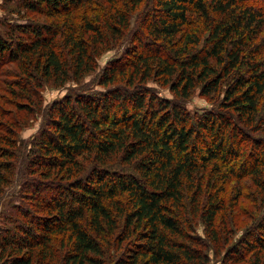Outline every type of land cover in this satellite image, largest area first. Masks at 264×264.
Returning <instances> with one entry per match:
<instances>
[{"label":"trees","instance_id":"1","mask_svg":"<svg viewBox=\"0 0 264 264\" xmlns=\"http://www.w3.org/2000/svg\"><path fill=\"white\" fill-rule=\"evenodd\" d=\"M0 7L49 17L0 20V77L11 63L36 82L32 69L46 80L79 81L101 49L127 41L122 63L99 74L105 88L55 100L49 130L25 154L19 111L0 107V199L21 181L0 211V264H108L111 248L124 242L133 249L120 264H206V242L191 221L199 217L211 240L221 239L241 208L242 180L252 184L259 232L245 237V251L256 257L251 264H264V0H3ZM196 88L212 108L186 107ZM2 90L10 98L0 99L14 105L34 95L17 80Z\"/></svg>","mask_w":264,"mask_h":264},{"label":"rangeland","instance_id":"2","mask_svg":"<svg viewBox=\"0 0 264 264\" xmlns=\"http://www.w3.org/2000/svg\"><path fill=\"white\" fill-rule=\"evenodd\" d=\"M2 2L3 0H0L1 4ZM137 13L138 11L136 10L134 14L136 15ZM0 16H2L0 20L5 19L7 22H13L17 18H19L17 19L19 22H24L25 18H35L37 20L49 19V17H46L43 14L33 12H28L24 17L21 18L20 15L1 9V7ZM3 28L4 26L0 24V29ZM121 42L122 43L118 44V46L112 43L104 50L101 49L99 53L95 55V69L84 75L81 79H79V81L68 79L64 83H60L54 82L53 80H46L44 79L45 76H41V72H35L34 69H32V72L37 76L36 82L33 81L31 77L27 76L21 68L16 66V64L8 63L5 65L4 69H6V72L0 77L1 97H4L5 99L10 98L9 93L5 90H2V86H8L9 83H13L14 80H17L19 83L24 82L25 84H28L34 94L32 96V100H27L24 97H16L14 101L17 103V105L3 102V100L0 99V107L10 108L13 109V111H19H16L19 124L18 127H15V129L19 141L22 143L21 151L24 154L29 150L33 139L41 132L43 128L47 126L48 120L50 119V106L55 100L62 99L67 93L72 91V89L79 92L95 93L97 90L105 88L99 83V74L109 62L118 61L116 63L120 64L126 58H122L121 56L127 45V41L123 39ZM32 65L34 66V64ZM148 84L155 86L159 95L169 98L173 97V93L167 86L161 87L155 81H149ZM210 98L211 97L201 95L199 88H196L191 97L185 101V104L191 112L196 111L200 113L204 110L212 108L213 102L210 100ZM25 106L27 107L25 108ZM262 117L264 118V109L262 110ZM19 141H17V143H19ZM39 173L40 170L34 175L38 180H40ZM20 183L21 181L17 180L16 183L5 186V194L0 199V211L10 195L20 190ZM237 184L238 182L236 181H232L229 184L227 191L228 200L231 194V189ZM241 184L243 185L242 193L247 197L244 195V197L240 199L239 206H241V208L238 207L237 210H234L231 219L227 221L228 225L226 226L225 230L222 228L218 231L221 239L217 241L211 240L209 235L205 232L204 223H202L199 217H197L195 221H191L194 234L199 236L202 241L206 242V246L202 248L208 256V261L206 264H251L250 261L255 260L256 258L253 253H248L245 251V243H243L245 237L250 234V232H255V234L259 233L254 226L255 220H253L252 217L253 214H257V210L255 211L254 208L251 207L252 200L249 199L253 188L249 180H242ZM263 210L264 208L262 211ZM128 246L129 244H126V242L123 243L122 248L120 249L114 248L116 245L113 246L111 248L112 255L109 257L108 264H120L118 260L121 259L129 260L130 257L129 253L127 252L133 248L130 247L128 249ZM64 251L65 249L62 248V253ZM261 262H263V259Z\"/></svg>","mask_w":264,"mask_h":264}]
</instances>
